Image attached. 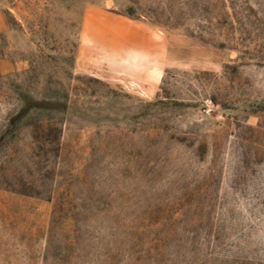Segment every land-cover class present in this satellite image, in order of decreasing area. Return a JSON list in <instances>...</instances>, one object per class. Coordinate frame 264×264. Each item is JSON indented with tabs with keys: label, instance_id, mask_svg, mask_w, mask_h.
I'll return each mask as SVG.
<instances>
[{
	"label": "rangeland",
	"instance_id": "rangeland-1",
	"mask_svg": "<svg viewBox=\"0 0 264 264\" xmlns=\"http://www.w3.org/2000/svg\"><path fill=\"white\" fill-rule=\"evenodd\" d=\"M0 264H264V0H0Z\"/></svg>",
	"mask_w": 264,
	"mask_h": 264
}]
</instances>
